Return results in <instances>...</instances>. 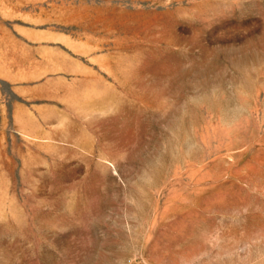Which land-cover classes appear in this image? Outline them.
Wrapping results in <instances>:
<instances>
[{
	"label": "rangeland",
	"instance_id": "374dc122",
	"mask_svg": "<svg viewBox=\"0 0 264 264\" xmlns=\"http://www.w3.org/2000/svg\"><path fill=\"white\" fill-rule=\"evenodd\" d=\"M0 264H264V0H0Z\"/></svg>",
	"mask_w": 264,
	"mask_h": 264
}]
</instances>
